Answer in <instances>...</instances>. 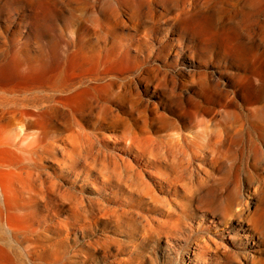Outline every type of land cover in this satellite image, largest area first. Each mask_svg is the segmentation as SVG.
<instances>
[{"label": "rangeland", "instance_id": "obj_1", "mask_svg": "<svg viewBox=\"0 0 264 264\" xmlns=\"http://www.w3.org/2000/svg\"><path fill=\"white\" fill-rule=\"evenodd\" d=\"M80 1L87 7L89 2L98 4L99 0H0V264H264V239L259 235L246 237L245 229L253 227V221L243 220L257 217L264 207V195L254 193L252 185L235 192L234 205L239 207L240 218L233 220L231 229L218 215L190 207L194 216L184 230L159 238L144 233L150 227L157 230L161 216L151 215L154 224H149L137 215L135 202L126 206L117 188L103 186L99 177L98 181L77 180L75 174L85 169L69 166L73 173L66 174L63 165L57 166L50 159L30 167L29 161L10 146L33 133L19 131L7 105L11 91L45 78L46 49L55 42L69 41L62 58H73L70 39L76 34ZM153 1L157 2L150 9L145 7L142 20L124 7L115 13L108 11V19L99 15V28L104 27L108 37L98 30L86 34L100 47L108 44V75L131 80L135 90L143 93L144 101L159 113H165L167 103L158 85L164 74L174 94L179 91L177 95L203 101L206 107H213L214 96L237 107L246 105L254 73L264 66V57L258 59L245 51L254 28L251 2ZM259 33L262 36L264 31L260 29ZM207 77L217 80L220 92L209 87ZM142 116L151 117L147 112ZM39 121L42 129L54 136L49 141L68 136L67 132H56L43 118ZM138 127L143 129L144 123L140 121ZM121 130L98 131L108 137ZM58 143L62 145V141ZM263 146L260 148L264 152ZM117 154L134 160L132 155ZM38 172L46 181L50 177L59 180V204L47 208L41 199L32 200ZM222 175L213 173L209 184L218 185ZM122 211L132 212L142 227L128 233L118 222L117 215ZM13 236L19 237L18 243ZM198 242L203 249L194 256Z\"/></svg>", "mask_w": 264, "mask_h": 264}, {"label": "bare ground", "instance_id": "obj_2", "mask_svg": "<svg viewBox=\"0 0 264 264\" xmlns=\"http://www.w3.org/2000/svg\"><path fill=\"white\" fill-rule=\"evenodd\" d=\"M249 1L254 28L245 51L259 59L264 57V34L259 33L260 29L264 31V0ZM155 2L99 0L98 4L91 1L84 7L80 1L76 8V34L70 39L73 58H62L69 41H57L46 49L49 57L43 68L45 78L12 88L7 100L10 113L20 132L33 133L18 137L10 146L29 161L30 167L50 159L57 166L63 165L66 174L73 173L69 166L85 169L74 177L88 181H98L99 177L103 186L117 188L120 198L125 197L126 206L135 202L137 215L145 217L149 224H154L151 215L161 216V221L156 222L158 229L150 227L144 234L154 233L159 238L176 235L192 219L194 210L218 215L221 223L231 229L233 220L240 218L239 207L234 205L235 192L252 185L254 193L264 195V152L260 148L264 143V66L255 71L254 83L245 91L247 104L242 107L232 101L220 102L217 96L212 99L213 107L186 99L177 95L179 91L174 94L168 89L169 78L162 74L158 85L163 88L167 103L165 113L155 111L131 80L108 75V44L100 47L85 37L97 30L108 37L104 27L99 28V15L108 19V11L115 13L124 7L142 20L146 17L145 7L150 9ZM162 8L168 9L165 4ZM206 79L213 91L220 92L217 80ZM145 81L149 83V79ZM223 94L226 95L224 91ZM143 112L151 117L142 116ZM42 118L56 132H67L68 136L49 141L54 136L42 129ZM140 121L143 129L138 127ZM117 128L122 130L108 137L98 131L115 132ZM117 153L132 155L134 160L128 161ZM219 172H223L219 184H209L212 174ZM49 179H42L40 172L35 174L32 197L33 201L41 199L47 208L59 204L62 198L59 180ZM190 207L194 210L190 211ZM117 217L128 233L142 227L132 212L122 211ZM251 219H243L246 223L253 221V227L245 229L246 237L259 235L264 239V207ZM12 240L18 243L19 237L13 236ZM195 246L194 256L203 249L200 242Z\"/></svg>", "mask_w": 264, "mask_h": 264}]
</instances>
